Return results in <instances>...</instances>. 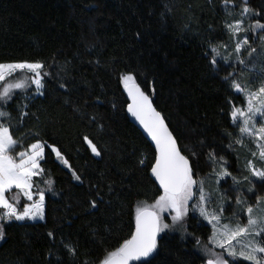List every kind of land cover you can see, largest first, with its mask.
Instances as JSON below:
<instances>
[{"label":"trees","instance_id":"obj_1","mask_svg":"<svg viewBox=\"0 0 264 264\" xmlns=\"http://www.w3.org/2000/svg\"><path fill=\"white\" fill-rule=\"evenodd\" d=\"M234 3L238 6L229 5L226 12L223 0H0V63L40 61L50 73L44 96H35L32 87L29 99L14 98V104L29 105L25 109L29 116L13 134L27 147L37 139L33 133H39L41 141L60 148L81 177L76 181L46 149L42 164L55 183L53 191L46 192L45 220L5 223L0 264L94 262L129 238L136 207L154 203L161 194L151 174L156 152L127 112L124 74H135L151 96L208 190L215 189L209 176L210 151L224 157L233 175H248L241 169L251 159L254 144L245 139L246 147L234 145L233 151L226 135L238 136L230 119L231 105L242 107L246 101L223 78L240 71L241 82L256 88L264 67L261 33H248L257 53L245 55L246 65L238 64L233 54L231 66L217 63L219 71L210 66L211 47L231 52L225 22L239 18L240 0ZM248 4L264 15V0ZM8 111L11 123L17 125L14 107ZM85 137L100 156L91 151ZM20 150L17 147L16 152ZM231 186L230 178L221 181V190ZM256 192L264 196L259 181ZM236 195L231 192L233 198ZM243 195L254 202L251 194ZM91 201H96L95 208ZM26 202L21 197V205ZM234 211V205L226 206L224 216L231 217ZM240 221L245 223L246 218L241 216ZM210 234L203 219L190 215L183 230L160 237L157 251L147 260L205 264L195 239L207 243ZM66 244L76 249L75 255Z\"/></svg>","mask_w":264,"mask_h":264},{"label":"snow or ice","instance_id":"obj_2","mask_svg":"<svg viewBox=\"0 0 264 264\" xmlns=\"http://www.w3.org/2000/svg\"><path fill=\"white\" fill-rule=\"evenodd\" d=\"M223 4L226 12L229 5L238 6L234 0H223ZM239 8V18L225 22L231 52L222 54L219 47L210 49L214 54L210 66L217 71V58L231 66L234 54L238 64L246 65L245 55L250 58L257 53V47L250 43L248 33H261L259 47L264 53V15L253 10L248 0H240ZM222 47L228 49L229 44ZM49 75L40 61L0 63V209L3 210L0 212V240L5 236V223L45 219L46 192H52L55 183L42 164L46 161V148L71 170L76 181H81L60 148L41 141L39 133H33L37 139L27 147L21 138L13 134L14 128L18 131L24 118L29 116V112L25 111L29 105L23 102L14 104V98L21 101L29 99L27 93L33 85L35 96H44L46 77ZM241 75L242 72L237 71L223 78L229 88L236 94H242L246 101L242 107L231 105L230 119L238 129V136L233 138L231 133H226L230 137L227 147L233 151L234 145L246 147L244 141L248 139L254 144L255 151L249 149L251 159H246L241 169L248 175L242 177L229 171L223 156L217 158L216 153L210 151L208 162L213 171L209 176L215 183V189L211 191L206 188L205 180L199 177L198 171H194L192 159L181 150L163 115L153 106L152 98L136 82L135 74L122 76L123 87L131 100L127 111L139 121L155 144L156 156L151 174L162 191L154 203L142 202L136 207L135 228L129 238L96 261H85L84 264H133L134 261L150 264L147 258L157 251L161 233L183 230L190 212L198 213L211 226L207 243L195 239L206 257V264H237L238 261L264 264V196L256 192V181L264 184V81L252 89L248 82H241ZM261 76H264V70ZM152 91L154 93L155 89ZM10 106L18 114L17 125L11 123ZM85 139L91 151L100 156L96 145L87 137ZM17 147L21 148L18 152ZM14 152L15 155L12 154ZM191 156L195 158L196 153L192 152ZM140 163L143 164L144 160ZM258 163L261 166L258 167ZM228 178L232 181L231 189L221 190V181L227 182ZM13 189L18 191L13 192ZM231 192L238 195L233 198ZM245 192L252 195L254 202H249L248 197L243 195ZM21 197L27 201L23 205ZM233 205L236 211L231 217H225V207L231 209ZM96 206V201H91V207ZM166 213L170 223L165 220ZM241 216L246 218V223H241ZM52 235L49 233L50 237ZM64 247L75 255L76 249L70 244Z\"/></svg>","mask_w":264,"mask_h":264},{"label":"rangeland","instance_id":"obj_3","mask_svg":"<svg viewBox=\"0 0 264 264\" xmlns=\"http://www.w3.org/2000/svg\"><path fill=\"white\" fill-rule=\"evenodd\" d=\"M222 54H226V52H221ZM214 55V54H213ZM217 63H223L219 58H217ZM262 70H264V67L262 68ZM261 70V71H262ZM260 74H261V72H260ZM17 75H19L18 73H17ZM262 81H264V76H262V79H260V81L256 84V87H258L259 86V84L262 82ZM123 84V83H122ZM32 87H34V85L32 86ZM125 90V89H124ZM126 91V90H125ZM127 92V91H126ZM246 104V103H245ZM258 122H259V118H258ZM47 149V148H46ZM46 149H45V153H46ZM54 154V153H53ZM55 155V154H54ZM56 158V157H55ZM57 160V159H56ZM58 161V160H57ZM58 163L64 168V169H66L67 171H71V170H69L68 168H66L60 161H58ZM258 167L259 166H261V165H259V163H258V165H257ZM15 190V191H14ZM16 191H18V190H16V189H13V192H16ZM25 200H26V198H24ZM190 215H192V216H197V217H199V218H201V219H203L202 217H200L199 216V214L198 213H193V212H190L189 213V215H188V217L190 216ZM45 220V219H44ZM44 220H36V221H31V220H29L30 222H34V223H39V222H43ZM165 220H166V222H171L170 221V217L168 216V214L166 213L165 214ZM205 221V220H204ZM206 223H207V221H205ZM246 223V222H245ZM210 226V225H209ZM211 227V226H210ZM168 232H170V231H165L164 233H161V236L160 237H162V235H164L165 233H168ZM4 239H5V237H4ZM4 239L3 240H0V245L3 243V241H4ZM217 251H220V250H217ZM226 258H228V257H226ZM228 259H230V258H228Z\"/></svg>","mask_w":264,"mask_h":264},{"label":"water","instance_id":"obj_4","mask_svg":"<svg viewBox=\"0 0 264 264\" xmlns=\"http://www.w3.org/2000/svg\"><path fill=\"white\" fill-rule=\"evenodd\" d=\"M127 93V92H126ZM151 97V96H150ZM153 102V100H152ZM129 103H131V100L129 98ZM153 106L155 107L154 105V102H153ZM156 108V107H155ZM157 109V108H156ZM128 112V111H127ZM128 115L129 117L131 118L133 124L140 130V132L143 134V136L148 140V142L152 145V147L154 148L155 150V144L154 142L151 140V137L147 134V132L144 130L143 126L140 125L139 121L135 119V117H133L129 112H128ZM166 122V121H165ZM160 238H158V241H159ZM206 264V263H205Z\"/></svg>","mask_w":264,"mask_h":264}]
</instances>
